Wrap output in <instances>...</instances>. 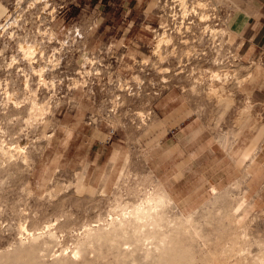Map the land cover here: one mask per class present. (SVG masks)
Returning <instances> with one entry per match:
<instances>
[{
    "label": "rangeland",
    "instance_id": "rangeland-1",
    "mask_svg": "<svg viewBox=\"0 0 264 264\" xmlns=\"http://www.w3.org/2000/svg\"><path fill=\"white\" fill-rule=\"evenodd\" d=\"M28 1L23 0L20 10L16 12L17 0H0V15L3 13V17L0 18V33L3 35L0 38V46L3 39L12 32L39 39L42 36L40 32H44L49 27L54 30L55 35L51 43L48 35H45L43 47L46 53L53 52L54 47L59 48L57 39L65 41L59 67L54 73L56 89L49 94L47 92L40 94V98L47 96L55 107L49 117V126L33 130L28 140L34 143L44 132L50 133L58 129L57 152L51 163L49 157L55 150V145L52 149L49 147L46 150L44 157H41L44 151L43 145H37L33 151L34 163L29 169L24 170L21 177L18 176L13 181L16 187L12 193L9 192L11 196L20 198L18 186L23 182H28L34 188V192L41 193L36 186L38 181L42 182L41 170L47 166V181L44 183L42 196L55 184H64L65 187L69 182L72 183V187L66 191L68 192L66 208L71 212V226L78 227L98 214L106 215L110 208L111 193H102V186L92 190V182L94 183L97 176L107 172L118 177L119 167L122 166V170L129 176L124 178L120 175L117 181L120 187L119 193L124 198L127 197L128 192L126 186H136L137 177L151 171L167 178L173 191L179 192V197L183 198L192 189L193 184L198 182L200 173L205 169L209 170L213 161L222 157L223 152L216 141V136L224 133L227 137L232 136V138L228 137L231 140L237 136L235 145L244 141L249 146H256V155L263 158V162L250 174L249 181L246 180L242 186L243 190H248L247 194H244L245 200L250 201L252 196L255 195L254 198L257 196L258 206L255 207L256 209L253 208L250 214L257 215L256 222L253 223L254 232L264 235V213L258 212L264 209V125L259 115V105L253 102L251 96V111L244 121L239 122L246 94H250L252 87L259 86L262 82L234 86L235 81L241 82L246 74V70L241 68L237 80L224 79L222 76L221 81L224 79L225 82L218 84L225 87V95L232 93L234 101L230 105L225 101L216 106L214 101L207 100L204 93L205 84L198 86L195 93L182 92V88L188 90L191 85L192 67L197 68H195L196 76L203 74L205 78L207 69H224L241 65L252 67L254 62L260 64L261 68L264 67L263 58L243 62L239 54L240 34L235 38V28L231 26L241 14L239 7H243L242 0H220L221 3L217 4V17L207 24L216 28H226V34H219L215 42L211 40L209 34L204 33V25L198 23L197 18L192 15L185 19V25L190 27L189 30L183 32V35L176 34L175 26L178 20L173 21L168 16L170 7L175 4L172 2L174 0H145L147 6H139L134 11L131 10L128 16L125 7L129 6L128 3L126 5L129 0L125 2L123 0H49L48 8L56 10L52 21H50L52 17L48 14L49 9H46L42 21H37L35 17L41 15L42 1L31 12L26 11ZM132 2L130 1V6ZM208 2L211 9L215 0H212V3L211 0ZM4 9L9 10L8 15H12L7 20ZM18 13L24 16L20 21V27L16 28L11 23ZM128 22L132 25L130 30L134 32L135 38H131L130 33L123 36V30L126 31ZM161 23L168 24L166 28L170 30L167 34L173 38V44L162 49L163 54L167 55L164 62L157 61L152 51L154 36L162 33L159 27ZM111 25L118 26L113 29ZM107 26L109 31L121 29L119 36L114 38L101 32V30L106 31ZM37 31L39 33H36ZM5 41L8 44L5 51L6 58L10 55L18 56L16 44ZM192 45L199 55L196 58L195 54L194 58L186 61L184 52ZM172 49L175 51L174 55L170 54ZM144 59L147 63L141 62ZM215 59L217 61H214ZM20 66L28 71L23 61L20 62ZM164 67H168L170 73L163 74L160 69ZM85 70H92V75L89 76L91 82L85 94L80 96L78 91L73 89L71 79L80 76L79 71ZM95 72L98 74L95 75ZM135 75H138L140 80L139 78L135 80ZM0 77L4 78L5 73H0ZM20 78L18 76L16 81L19 82ZM18 82L14 86L22 94L21 81L19 84ZM34 84L33 80L32 86ZM120 84H126L129 90H119ZM129 92L132 95H127ZM117 96L120 98L116 100L118 106L116 110H112V100ZM199 108L202 111L197 112ZM137 111L150 116L153 123L148 128H138ZM23 114L24 112L21 115ZM7 117L5 114H0V121H6ZM114 118L119 120L115 128L111 127L110 123ZM79 121L83 125V128H80L81 135H79ZM16 128L17 126L13 130ZM65 129H69V132L64 137V132L61 130ZM62 137L64 139L60 144ZM99 140L104 144H99ZM21 141L25 140L21 138ZM105 142L110 143L105 144ZM98 146H101V157L95 160ZM147 151L150 152V157L146 159L143 153ZM116 153L120 159L113 162L112 158ZM241 159V165L248 164V158ZM55 162H58L59 171L54 174L52 170L56 166ZM228 163L230 164V160L223 159L222 166L217 171L206 172L205 187L209 183L215 184L216 181L222 183L228 181L232 170ZM75 180L84 186L81 198L74 194L76 189L80 188ZM202 191L203 189L195 194L196 201L200 199ZM21 198L24 199L25 196L22 195ZM31 202L33 203L34 199ZM8 209L5 207L0 212L1 248L7 247L18 237L14 228V216ZM51 214L50 208V216Z\"/></svg>",
    "mask_w": 264,
    "mask_h": 264
},
{
    "label": "bare ground",
    "instance_id": "bare-ground-1",
    "mask_svg": "<svg viewBox=\"0 0 264 264\" xmlns=\"http://www.w3.org/2000/svg\"><path fill=\"white\" fill-rule=\"evenodd\" d=\"M22 1L17 0L16 12L20 10ZM41 1V15H36L35 19L42 21L46 9H49L48 14L52 21L56 10L48 8L49 0H29L26 11L31 12ZM172 2L175 4L170 7L168 16L173 21L178 20L175 26L176 34L183 35V32L189 30L190 27L185 25V19L189 15L195 16L198 23L204 25V33L209 34L213 42L219 34H226V28H216L207 24L217 17L216 6L221 3L220 0H215L214 3L211 0L213 4L211 9L208 0ZM8 12L9 10L4 9L6 20L12 16L8 15ZM23 16L18 13L11 24L16 28L20 27ZM167 26V23H161L159 27L162 33L155 35L153 39V55L160 62H164L166 58V53L164 55L162 52L163 47L173 44L172 36L167 34L170 30L166 28ZM45 35H48L51 43L55 32L49 27L40 32L39 39L12 32L3 39L2 47L0 46V73H5L4 78L0 77V114L8 116L6 121H0V212L5 207L11 210L18 235L7 247H0V264H264V235L254 232L253 223L256 222L257 215L250 214L252 209L258 206L257 196L255 198V195L252 196L250 201L245 200L244 194H247L248 190H243L242 186L246 180L249 181L250 174L263 162V158L256 155L257 148L254 145L249 146L244 141L235 145L237 136L232 140L228 138L230 135L227 137L224 133L216 136V141L223 152L222 157L213 161L211 167L209 166L211 169H205L200 173L198 182L193 184L192 189L183 198L179 197V192L173 191L167 178L152 171L137 177L136 186H126L128 192L125 198L119 193L120 187L117 183L120 175L124 178L128 176V173L122 170V166L119 167L118 177L109 172L100 174L94 183L92 182L91 189L102 186V193L110 192L112 196L110 208L106 215L98 214L78 227L71 226V212L66 208L68 195L66 191L72 187V183L69 182L65 187L64 184H55L42 196L44 183L47 181V166L41 170L42 182L38 181L36 186L41 193L34 192V188L28 182H23L18 186L20 198H14L9 194L16 187L13 181L18 176L21 177L24 170L29 169L34 163L33 151L37 145L42 144L44 147L41 157H44L49 147L52 149L55 145V150L49 157L51 163L57 152L58 129L50 133L44 132L34 143L28 141L33 130L49 126V117L55 109L52 101L47 99V96L40 98V94L41 92L49 94L56 89L54 73L59 67L65 41L57 39L59 48L54 47L53 52L46 53L43 47ZM2 36L0 33V38ZM5 40L16 44L18 56L10 55L6 58L8 44ZM186 42L188 44V41ZM196 53L194 45L188 47L184 52L186 61L194 58ZM170 54H175L174 49ZM21 61L26 64L28 71L20 66ZM141 62L147 63L145 59ZM195 68H191L193 77L189 89L182 88V92L195 93L198 86L205 84L206 99L214 101L216 106L225 101L230 105L234 101L232 93L225 95V87L218 82H225V78L237 80L239 68L246 70V74L241 82L235 81L234 86L254 84L264 76V67L261 68L260 64L255 62L252 67L241 65L207 69L206 78L203 74L196 76ZM160 70L163 74L170 73L168 67ZM78 74L80 76L71 79L72 85L73 89L83 96L90 85L89 76L92 75V70L79 71ZM97 74L95 72V75ZM18 76L21 77L22 94L14 86L18 82L16 81ZM222 76L224 79L221 81ZM134 78L137 80L139 76L135 75ZM119 87L121 91L129 90L126 84H120ZM127 95L132 93L129 92ZM118 99L120 98L117 96L112 100V110L118 106L116 102ZM244 100L239 122L244 121L252 107L249 93ZM198 111L202 109L199 108ZM137 118L138 128H148L153 123L150 116L141 111H137ZM110 123L111 127L115 128L119 120L114 118ZM16 126L17 128L13 130ZM61 131L65 137L69 129ZM21 138L25 141L22 142ZM143 154L146 159L150 157L149 151ZM242 157L248 158L247 165H241ZM112 159L115 162L120 157L116 153ZM223 159L230 160V164L228 163L232 168L230 178L225 183L216 181L215 184L209 183L205 187L206 172L217 171L222 166ZM57 163H54L56 166L52 170L54 174L59 171ZM201 189L203 193L201 192V196L198 194L197 197L200 196V199L196 201L194 196ZM82 190L84 186L81 183L80 188L74 192L75 196L83 197ZM22 195L25 196L24 199L21 198ZM258 212L264 213V209Z\"/></svg>",
    "mask_w": 264,
    "mask_h": 264
},
{
    "label": "crops",
    "instance_id": "crops-1",
    "mask_svg": "<svg viewBox=\"0 0 264 264\" xmlns=\"http://www.w3.org/2000/svg\"><path fill=\"white\" fill-rule=\"evenodd\" d=\"M127 0H123L125 2ZM130 1H133L130 6ZM243 1V7H239V10L241 14L237 17L232 28H235L236 36L239 35V54L241 56V59L243 62H249L250 60H254L257 58H263L264 57V0H242ZM145 0H129V2H126V5L128 3L129 6H126L128 16L131 10L137 9L139 6H147V2L144 3ZM99 18H102V16H99ZM103 19V18H102ZM133 22V21H130ZM125 22H123L124 24ZM128 27L125 30H123V36L126 33H130L131 38H135L133 36L134 32H131L130 30L132 28V25H129V22L127 23ZM113 29L117 27L118 25H111ZM120 26V25H119ZM105 30H101L104 34L106 33L107 36L117 38L119 35V30H110L109 26L105 27ZM99 32V35L100 33ZM106 36V37H107ZM105 38V37H104ZM122 39H126L127 37H121ZM257 82H262L259 86H254L251 89L250 96L253 102L256 105H259V115L262 120V124L264 125V76L259 78ZM256 82V83H257ZM255 84V83H254ZM159 112V109H157ZM82 122L79 121V135L80 134V128H83V125L80 124ZM82 130V129H81ZM112 139V138H110ZM109 140V139H108ZM104 144L103 141L99 140V144ZM110 143V142H105ZM94 150V148H92ZM97 155L95 157V160L100 159L101 157V146L96 148ZM111 150V149H110ZM110 152V151H109ZM88 156V155H87ZM90 157V156H89Z\"/></svg>",
    "mask_w": 264,
    "mask_h": 264
},
{
    "label": "built area",
    "instance_id": "built-area-1",
    "mask_svg": "<svg viewBox=\"0 0 264 264\" xmlns=\"http://www.w3.org/2000/svg\"><path fill=\"white\" fill-rule=\"evenodd\" d=\"M263 59H264V57H263ZM93 121V120H92ZM92 121H90V122H92Z\"/></svg>",
    "mask_w": 264,
    "mask_h": 264
}]
</instances>
